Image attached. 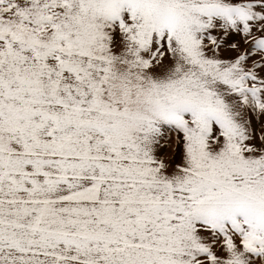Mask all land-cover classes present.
I'll use <instances>...</instances> for the list:
<instances>
[{
  "label": "snow or ice",
  "instance_id": "snow-or-ice-1",
  "mask_svg": "<svg viewBox=\"0 0 264 264\" xmlns=\"http://www.w3.org/2000/svg\"><path fill=\"white\" fill-rule=\"evenodd\" d=\"M0 264H264V0H0Z\"/></svg>",
  "mask_w": 264,
  "mask_h": 264
}]
</instances>
